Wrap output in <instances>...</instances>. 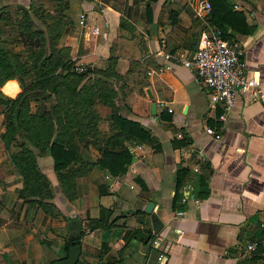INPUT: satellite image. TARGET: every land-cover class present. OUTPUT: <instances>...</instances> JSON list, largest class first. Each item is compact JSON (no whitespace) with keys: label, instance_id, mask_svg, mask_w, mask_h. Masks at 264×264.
Listing matches in <instances>:
<instances>
[{"label":"crops","instance_id":"1","mask_svg":"<svg viewBox=\"0 0 264 264\" xmlns=\"http://www.w3.org/2000/svg\"><path fill=\"white\" fill-rule=\"evenodd\" d=\"M195 1L68 0L60 40L70 57L95 69L91 75L108 87L118 111L137 120L157 143L134 135L125 139L131 158L124 170L111 174L94 162L76 175L72 197L60 189L49 156H39L52 192L46 208L17 195L19 175L3 157L0 264H50L64 255L65 238L80 229L63 215L84 224L100 206L110 209L108 225L78 236L76 262L264 264V106L239 92L220 118V102H212L207 87L181 63L192 55L199 31L215 27L208 23L209 11H198ZM30 2L56 12V0H0V5L15 16ZM228 2L251 27L231 31L243 49L242 67L254 71L264 88V0ZM2 28L7 36L8 24ZM1 86L9 94L20 90L14 77ZM103 99L93 105L100 137L114 131L107 116L111 104ZM185 136L186 143L173 145V137ZM97 155L91 144L82 152L90 161Z\"/></svg>","mask_w":264,"mask_h":264},{"label":"trees","instance_id":"2","mask_svg":"<svg viewBox=\"0 0 264 264\" xmlns=\"http://www.w3.org/2000/svg\"><path fill=\"white\" fill-rule=\"evenodd\" d=\"M56 1L59 5L55 13L30 2L28 6L20 7L15 16L7 14L9 10L5 4L0 5V87L10 77L16 78L20 86L14 96L0 91V102L4 105L1 109L0 140L10 164L19 175L21 185L16 189L17 195L27 204L36 202L45 208L51 203L52 192L48 177L40 168L39 156H49L60 189L72 197L76 175L85 173L94 162L111 174L124 170L131 158L125 139L134 135L141 140L156 142L137 120L118 111L108 87L103 88L98 79L94 78L97 89L93 88V83L82 82L79 85L86 73L95 69L88 66L75 69L68 46L57 45L65 24L62 12L68 0ZM209 2L208 23L219 28L222 36L232 38V30H251L243 12L233 9L228 0ZM5 24H8L7 36L1 35ZM16 44L20 48L16 49ZM113 60L109 59L110 64ZM60 68L62 72L57 71ZM105 97L111 104L107 116L114 131L100 137L97 135L99 115L93 105L96 98L105 100ZM30 101L37 103L34 110L29 108ZM188 139L187 136L181 139L173 137L172 143L183 144ZM88 144L97 146L95 160L82 156ZM175 196L174 193L173 200ZM109 214L110 209L100 206L98 215L85 217L84 224L73 215H63L80 227L76 237L65 238L63 256L69 245L79 242L78 236L85 229L108 225ZM75 264L82 263L77 261Z\"/></svg>","mask_w":264,"mask_h":264},{"label":"built area","instance_id":"3","mask_svg":"<svg viewBox=\"0 0 264 264\" xmlns=\"http://www.w3.org/2000/svg\"><path fill=\"white\" fill-rule=\"evenodd\" d=\"M235 6L236 4L233 3ZM198 11L208 12L209 0H196ZM170 54L167 52L165 56ZM243 49L233 38L222 36L217 27L203 28L195 40L193 53L190 57H182L181 63L192 69L200 81L207 87L209 99L220 102V118H224L234 102L237 93H245L249 99L258 101L264 106V88L261 79L254 72L242 67ZM82 69V66H78ZM75 66V67H76ZM206 131L218 136L219 132L210 126ZM253 248V243L247 244Z\"/></svg>","mask_w":264,"mask_h":264},{"label":"rangeland","instance_id":"4","mask_svg":"<svg viewBox=\"0 0 264 264\" xmlns=\"http://www.w3.org/2000/svg\"><path fill=\"white\" fill-rule=\"evenodd\" d=\"M33 5H41V4H36V3H33ZM56 6L54 7V9H56V8H58V5H59V3H57L56 2V4H55ZM65 11V9H63V16H65L66 15V13L64 12ZM80 17L81 16H79V19L76 21L77 22V24L79 25L80 24ZM67 21H68V18H67ZM57 45H64L63 43H62V41L60 40V34H59V36H58V38H57ZM46 44V43H45ZM15 46V48L17 49V48H20V45L19 44H16V45H14ZM74 67L76 66V65H78V66H83L82 64H80V63H77V62H75V60H74ZM75 69H77V70H80V69H78V67L76 66L75 67ZM57 71H60V72H62L63 71V69L62 68H60V69H57ZM84 79H88V81L87 82H85V83H93V88H95V89H97V86H96V84H95V79H94V77L91 75V72H88V73H86V75L82 78V80H81V82L79 83V85L84 81ZM2 87V86H1ZM0 91L2 92V94H4V95H7V96H14L18 91H16V93H14V94H9V93H6V92H4L2 89H0ZM47 101H45L44 103H46ZM3 102H0V129H2V123H1V118H2V112H1V109L3 108ZM37 107V103L36 102H34V101H30L29 102V108H30V110H34L35 108ZM11 148H12V146H11ZM3 157H7V154H6V149H4V147H3V144H2V142H1V140H0V166H1V161H3ZM3 169V168H2Z\"/></svg>","mask_w":264,"mask_h":264},{"label":"water","instance_id":"5","mask_svg":"<svg viewBox=\"0 0 264 264\" xmlns=\"http://www.w3.org/2000/svg\"><path fill=\"white\" fill-rule=\"evenodd\" d=\"M146 91L148 94H150V91L148 88H146ZM150 109L153 112L155 109V101H151L150 103ZM152 206L151 201H147L144 205V209L149 210ZM79 253V245L78 244H71L68 246L67 253L65 256L55 258L51 260L50 264H75L76 259L78 257Z\"/></svg>","mask_w":264,"mask_h":264}]
</instances>
